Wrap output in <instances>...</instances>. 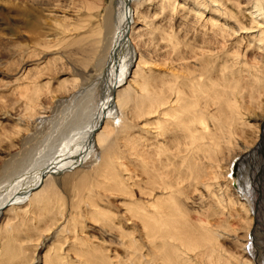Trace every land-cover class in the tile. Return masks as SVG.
Segmentation results:
<instances>
[{"label":"bare ground","instance_id":"1","mask_svg":"<svg viewBox=\"0 0 264 264\" xmlns=\"http://www.w3.org/2000/svg\"><path fill=\"white\" fill-rule=\"evenodd\" d=\"M1 4L39 7L45 28L31 46L0 38V95L23 91L32 111L52 83L103 94L75 145L0 184V264H35L40 247L42 264H252L231 173L264 122V0Z\"/></svg>","mask_w":264,"mask_h":264},{"label":"rangeland","instance_id":"2","mask_svg":"<svg viewBox=\"0 0 264 264\" xmlns=\"http://www.w3.org/2000/svg\"><path fill=\"white\" fill-rule=\"evenodd\" d=\"M77 1L79 3V0ZM114 1L105 0V7L112 8V12L114 11L113 8H115V5H113ZM102 14H104V9ZM42 20L39 19V7L29 15L23 16L12 7L2 6L1 4L0 38L4 37L3 41L6 43L11 44L10 41H13L12 43L23 42L31 46L35 43L39 32L45 28L43 26L44 20ZM107 34L104 31V44L109 42V34L108 36ZM6 64H9V61L2 63L1 68H4ZM28 68L30 71L36 67L29 66ZM37 68H39V64H37ZM37 68L34 71L39 70ZM71 84L72 82L68 81L60 86L56 83L45 86L40 91L39 98L34 104L32 111H27L25 108L26 96L23 91L17 90L8 94V96L6 94L0 95V97H4L0 99V184L7 185L16 175L22 174L23 171L27 170L28 172L34 167H38L42 161L44 162L54 155L64 154L65 144L68 145V142L72 139V142H74L72 144L75 145V142L77 143L76 138L81 127L90 121L94 109L102 101L103 93L100 87V90L97 89L96 92L89 93L80 90L78 91L79 93L76 92L68 96ZM20 89L23 90V88ZM25 91L27 90L25 89ZM83 93H86V96H84L85 94L82 95ZM75 95L77 97H74ZM38 111L43 113L34 117L30 116V113H37ZM4 114L7 117L8 115L11 117L5 118ZM18 118L23 124H28V128H24V126L18 128L16 126ZM246 137L248 139L239 142L238 146L242 151H237L240 156L237 157L231 174L232 179L236 181V187L239 188V194L243 195L247 201L250 199L247 205L252 212L247 222L251 228L248 239L251 241H249V251L253 255L252 264H264V122L260 124V128L257 131L256 129L249 130V134ZM100 153L98 150L97 154H95L94 160L96 162L100 160ZM94 165L96 163L91 167ZM20 168L22 169L19 170ZM6 175L9 176L7 177ZM74 175L77 178V174ZM92 190L103 194L101 190ZM54 191L64 200L62 204L66 205L63 204V208L67 212V208L74 197L73 191L71 189L68 190V188H62L60 185L53 189ZM111 200L112 202L114 201L112 198ZM114 205L118 207L115 202ZM57 207L62 208L60 205H57ZM243 222V224H237V227H235L237 235L241 237L245 236V229L248 227L246 219ZM52 241L48 240L45 246L50 245ZM221 243L223 244V241ZM224 244L227 245L226 243ZM40 248L38 252L39 259H37L35 264H42L40 257L44 254V247Z\"/></svg>","mask_w":264,"mask_h":264}]
</instances>
